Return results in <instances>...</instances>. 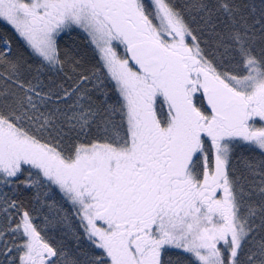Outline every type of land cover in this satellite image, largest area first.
Masks as SVG:
<instances>
[{
	"label": "snow or ice",
	"instance_id": "snow-or-ice-1",
	"mask_svg": "<svg viewBox=\"0 0 264 264\" xmlns=\"http://www.w3.org/2000/svg\"><path fill=\"white\" fill-rule=\"evenodd\" d=\"M0 264H264V0H0Z\"/></svg>",
	"mask_w": 264,
	"mask_h": 264
}]
</instances>
